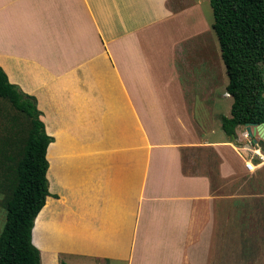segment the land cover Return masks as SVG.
Returning <instances> with one entry per match:
<instances>
[{
	"label": "crops",
	"instance_id": "crops-1",
	"mask_svg": "<svg viewBox=\"0 0 264 264\" xmlns=\"http://www.w3.org/2000/svg\"><path fill=\"white\" fill-rule=\"evenodd\" d=\"M190 1L0 0V67L52 137L41 264H226L236 213L261 261L264 153L216 118L227 88L211 101L179 65Z\"/></svg>",
	"mask_w": 264,
	"mask_h": 264
},
{
	"label": "trees",
	"instance_id": "trees-1",
	"mask_svg": "<svg viewBox=\"0 0 264 264\" xmlns=\"http://www.w3.org/2000/svg\"><path fill=\"white\" fill-rule=\"evenodd\" d=\"M221 56L233 97L231 116L222 115V128L236 135L238 126L264 122V0H210ZM25 114L18 140L3 152L8 196L6 221L0 232V264H41L33 242V227L49 194L45 130L37 99L10 82L0 67V99ZM9 147V148H10ZM36 227V224H35ZM35 231V228H34Z\"/></svg>",
	"mask_w": 264,
	"mask_h": 264
},
{
	"label": "rangeland",
	"instance_id": "rangeland-1",
	"mask_svg": "<svg viewBox=\"0 0 264 264\" xmlns=\"http://www.w3.org/2000/svg\"><path fill=\"white\" fill-rule=\"evenodd\" d=\"M200 2H202L200 5L201 7L196 8L193 12H189L188 10V13H181L179 16L177 28V35L179 38L178 61L180 65L181 61L183 62L185 60L183 59L185 56L190 60L189 62H192L193 68H200L196 70L195 83L200 88L202 85H208L212 101L214 98L218 100L220 94L225 92L228 84V76L221 56L219 40L213 28L214 14L210 0H200ZM188 4H192L190 0ZM182 40L184 42H182ZM183 49H185L186 52H183ZM262 67L264 69V62L262 63ZM223 99L224 100L221 102L222 104L218 105V107L220 110L225 111L228 107L227 101L229 102V106H231L233 98L227 97ZM221 113V111H217L216 118H220ZM227 113V115H229L230 111ZM216 118L215 120H217ZM25 122V114L15 109L7 99H0V232L6 221L7 211L5 200L9 193L8 183L5 179V162H7V160L4 159L3 152L5 151L8 153L10 149L12 150L15 147H10V143H15L18 140L19 126ZM240 132L246 134V126L241 127ZM222 133H224L223 130H219L214 136L221 135ZM248 137L250 136L248 135ZM250 139L253 143L252 147H257L264 153V140L258 136L257 142L251 137ZM234 217L235 220L230 223L226 218L227 236L229 239H232V242L226 245L223 258L221 259L226 264H264V252L261 251L256 253L257 258H260L261 261L254 263V260L250 259V257H254L255 252H243L247 246L240 249L242 237L239 239V242L236 241L237 235L246 234V231L248 232V229H251L249 226H246L247 230L245 226H238V230L236 229V222L239 225H247V223L253 224L254 221H252V219L255 218V215L253 213L249 215H247V213H236ZM40 235L41 232L39 233L38 229L35 228L34 241L39 246H41ZM99 263L102 264L101 262Z\"/></svg>",
	"mask_w": 264,
	"mask_h": 264
},
{
	"label": "water",
	"instance_id": "water-1",
	"mask_svg": "<svg viewBox=\"0 0 264 264\" xmlns=\"http://www.w3.org/2000/svg\"><path fill=\"white\" fill-rule=\"evenodd\" d=\"M246 129L248 135L254 139L255 142L258 141L257 136L264 140V122L262 123H248L246 124Z\"/></svg>",
	"mask_w": 264,
	"mask_h": 264
},
{
	"label": "bare ground",
	"instance_id": "bare-ground-1",
	"mask_svg": "<svg viewBox=\"0 0 264 264\" xmlns=\"http://www.w3.org/2000/svg\"><path fill=\"white\" fill-rule=\"evenodd\" d=\"M55 155V154H54ZM55 162V161H54ZM54 174V173H53ZM42 216L41 214H39L38 218H37V226L35 227L36 229H38V232H41V228H42ZM43 230V229H42ZM41 236V235H40ZM43 236V235H42ZM36 237V236H35ZM42 244V243H41Z\"/></svg>",
	"mask_w": 264,
	"mask_h": 264
},
{
	"label": "built area",
	"instance_id": "built-area-1",
	"mask_svg": "<svg viewBox=\"0 0 264 264\" xmlns=\"http://www.w3.org/2000/svg\"><path fill=\"white\" fill-rule=\"evenodd\" d=\"M246 134H247V132H246ZM247 167L251 169L253 167V164L252 163H247Z\"/></svg>",
	"mask_w": 264,
	"mask_h": 264
}]
</instances>
